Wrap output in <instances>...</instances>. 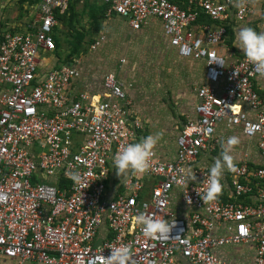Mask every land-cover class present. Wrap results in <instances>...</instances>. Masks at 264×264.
I'll return each mask as SVG.
<instances>
[{"label":"built area","instance_id":"built-area-1","mask_svg":"<svg viewBox=\"0 0 264 264\" xmlns=\"http://www.w3.org/2000/svg\"><path fill=\"white\" fill-rule=\"evenodd\" d=\"M17 1L0 0V258L107 264L113 248H127L129 264H238L217 250L253 244L250 264H264V94L245 56L220 51L232 24L254 14L255 0H96L105 18L124 19L135 32L157 20L179 58L203 64L194 115L176 136L173 158L153 149L149 169L126 178L112 158L139 142L144 126L125 85L109 72L96 82L99 92L82 89L83 53L67 63L54 55L58 16L72 0H39L24 24L11 14ZM105 42L101 33L88 50ZM43 55L56 63L42 65ZM222 125L238 128L254 148L238 157L229 151L233 168L208 201L209 170L227 147ZM140 213L173 224L172 232L145 237Z\"/></svg>","mask_w":264,"mask_h":264},{"label":"rangeland","instance_id":"rangeland-1","mask_svg":"<svg viewBox=\"0 0 264 264\" xmlns=\"http://www.w3.org/2000/svg\"><path fill=\"white\" fill-rule=\"evenodd\" d=\"M38 1L18 0L10 9L11 14L17 17L19 23L24 24L28 22V16ZM70 6L73 8V17L68 10L66 16L58 19L59 46L54 55L59 58V63L70 61L67 56L76 41L77 31L82 30L84 39L81 64L86 67L82 72L84 78L89 80L95 74L101 77L108 71L118 73L119 76L121 74L128 97L138 115L144 119L148 134H152L151 131L153 136L160 133L158 146L161 152L172 154L175 137L183 122L192 117L196 102L195 89L201 83L202 63L179 58L174 50L167 48L159 32L149 34L146 29L131 32L126 20L118 17L108 19L98 12L95 13L98 19L95 21L91 12L100 6L99 1L72 0ZM261 18L264 22V11ZM251 28L256 30L257 27L254 25ZM101 33L105 34L108 41L102 50L91 53L88 45ZM43 57L42 65H51L52 61L56 63L50 59V55ZM119 58L124 59L122 65L118 63ZM238 141L230 149V153L236 157L242 155L245 144H249L245 140ZM114 179L119 178L116 176ZM109 187L113 190L119 185L114 182ZM234 256L241 259L243 255L235 251Z\"/></svg>","mask_w":264,"mask_h":264},{"label":"clouds","instance_id":"clouds-1","mask_svg":"<svg viewBox=\"0 0 264 264\" xmlns=\"http://www.w3.org/2000/svg\"><path fill=\"white\" fill-rule=\"evenodd\" d=\"M239 49L243 52L246 60L252 65L253 70L261 77H264V33H258L251 27H244L239 30L236 37ZM160 133L155 136L149 135L139 142H133L118 151L112 158V166L116 175L127 177L129 174H143L149 169L150 160L153 155V148L160 138ZM236 137H229L226 141L227 147H223L221 157L216 160L209 170L207 190L204 193V200H214L222 190L220 183L225 169L233 168L230 149L238 143ZM73 182L78 183L81 179L78 172L70 175ZM195 176L189 174L187 181L194 180ZM136 222L142 226L143 234L150 239L170 235L174 225L163 219H156L153 216L140 213L136 216ZM130 253L127 248H113L107 257V264H129Z\"/></svg>","mask_w":264,"mask_h":264},{"label":"crops","instance_id":"crops-1","mask_svg":"<svg viewBox=\"0 0 264 264\" xmlns=\"http://www.w3.org/2000/svg\"><path fill=\"white\" fill-rule=\"evenodd\" d=\"M253 7H254V10H255L254 14L248 19V21L246 23H233L232 26L229 28L228 36H227V38L225 40L226 48H221L220 49L221 54L225 58L228 59L229 56H231L232 58H235V59L244 57L243 52L239 49L238 41L236 39L237 33L239 32L240 29H242L244 27H249V26L252 27V26L255 25L257 27L255 31H257L258 33H264V27H263V23L264 22L262 21V18H261L262 12L264 11V0H255L254 3H253ZM260 19H261V21H260ZM154 21H156L157 23L154 22ZM150 22H152V24H150ZM127 28L131 32H135V31H132L128 26H127ZM143 29H146V31H148L147 33H149V34L152 33V32H155V34H157L159 32L161 38L164 40L165 44L167 45V48H170L168 46L167 39L163 35L161 25H160V23L157 20H154V19L149 20L147 22V24L141 30H143ZM107 41L108 40L106 38V42L99 49V51L104 48V46L107 43ZM172 50H174V49H172ZM175 53H176V51H175ZM84 68H86V67H83V69ZM83 69H82V72H83ZM203 71L204 70H203V64H202L201 82H202V77H203ZM109 72H111V71L105 72L104 74L109 73ZM87 73L88 72H86V74ZM116 75L118 76L119 79L123 80V77L121 76V74L119 76V74L116 73ZM94 77L91 76L89 78V80H90L89 81L88 78H84V75L82 74L81 84H83V85L81 86V88L82 89H86V88H89V87H94V91L99 92V91H97V87H95V86L97 85V83H98V81H99V79L101 77H97L96 74L94 75ZM255 88L258 90L259 93L264 94V77L260 76V77L257 78V80L255 82ZM196 103H197V100H196V102H195V104L193 106L192 116L194 115L193 111H194V107H195ZM138 114L139 113H137V115ZM138 117L140 118L141 115H138ZM140 119H141V121L143 123L144 119L142 117ZM143 126H144V133H143L142 138H144L146 136H149V135L153 136V131H151L152 134H148L149 131L147 130V128H146L144 123H143ZM217 134L219 136H221L222 138H225V137H228V138L229 137H236L239 140H245L244 138H242L240 136V131H239L238 128L230 127V126H227V125L219 126L217 128ZM158 142H159V140L157 141L155 147L153 148L157 152V154H159L161 157H163L165 159H167V158L168 159H172L173 156H174L175 150H176V137H175L174 146L172 147L174 149L172 154H170V153H167V154L166 153H162L160 147L158 146ZM252 148H254V145L252 143L245 144V148L244 149L245 150H249V152L251 154H252ZM235 251H239V252L242 253L243 256H242L241 259H237L234 256V252ZM217 255L219 257L223 258L224 260H227V261H232V262H236V263L240 262L238 264H250L251 261H252L253 255H254V245L253 244H246V245H242V246L229 245V246L226 247L225 250H217ZM0 264H14V261L6 259V258H0Z\"/></svg>","mask_w":264,"mask_h":264},{"label":"trees","instance_id":"trees-1","mask_svg":"<svg viewBox=\"0 0 264 264\" xmlns=\"http://www.w3.org/2000/svg\"><path fill=\"white\" fill-rule=\"evenodd\" d=\"M95 9H96L95 11H92L91 12V16L93 17V19H95V21L98 20L97 18H95V13L96 12H98V14H100V15H102V16L105 17V12L107 10V7L105 5H100L98 8H95ZM68 10H70L69 13L73 17V15H74V14H72L73 13V8L70 5H69ZM67 12L65 14H63V15H59L58 16V19L59 18H63L64 16H66L67 15ZM69 20H71V16H70V19ZM60 21H61V19H60ZM53 39L55 41L56 49H57L58 46H59V38H58V36L55 35L53 37ZM83 39H84V34L82 33V30L77 31V33H76V41H75V43L73 45V48H72L71 52L68 54L67 59H71V58L77 56L78 54H80L81 52H83V50H81V46H82V43H83Z\"/></svg>","mask_w":264,"mask_h":264}]
</instances>
